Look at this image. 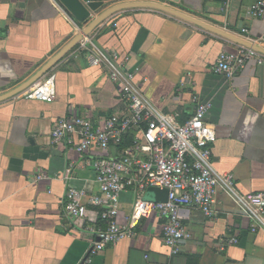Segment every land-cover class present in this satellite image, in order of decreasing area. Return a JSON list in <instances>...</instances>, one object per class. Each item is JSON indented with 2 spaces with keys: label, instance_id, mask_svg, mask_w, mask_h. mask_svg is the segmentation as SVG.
<instances>
[{
  "label": "crops",
  "instance_id": "1",
  "mask_svg": "<svg viewBox=\"0 0 264 264\" xmlns=\"http://www.w3.org/2000/svg\"><path fill=\"white\" fill-rule=\"evenodd\" d=\"M205 1L213 4L209 13L184 12L244 39L264 37V17L249 15L258 0ZM83 28L59 0H0V94L26 81ZM85 41L129 58L134 82L162 115L184 122L196 101L210 103L205 121L217 136L214 169L232 174L240 197L264 192V63L248 61L227 79L213 68L239 45L159 12L120 11L50 70L56 89L51 104L21 94L0 102V264H264V229L252 232L253 223L221 189L213 218L194 208L180 212L191 239L177 255H169L156 216L142 219L133 237L91 255L88 226L103 224L102 209L88 207L92 222L71 218L66 192L70 186L84 190L83 203L98 196L94 163L133 154L139 134L128 132L106 152L79 154L73 144L53 142L51 131L60 119L84 118L95 128L128 113L124 84L112 82L104 67L87 64L80 46ZM133 177L121 194L122 224L136 197Z\"/></svg>",
  "mask_w": 264,
  "mask_h": 264
},
{
  "label": "built area",
  "instance_id": "2",
  "mask_svg": "<svg viewBox=\"0 0 264 264\" xmlns=\"http://www.w3.org/2000/svg\"><path fill=\"white\" fill-rule=\"evenodd\" d=\"M161 2L162 0H149ZM249 15L255 19L264 17V1L254 2ZM264 47V37L255 40ZM86 50V61L91 67H104L112 82H122L128 99V113L122 117L112 116L101 127H93L84 118L58 120L51 131L54 143L66 141L73 144L79 154L91 150L106 152L118 144L130 131L138 132L134 153L122 159L102 160L94 163V181L99 186V195L91 196L88 202L82 198L86 192L68 187L65 210L71 218L87 219L89 206L102 209L101 225L88 226L92 234L91 255L103 251L135 235L134 229L142 219L156 216L162 220L161 230L164 245L170 256L179 253L181 244L191 239V234L182 226L180 212L194 208L205 217L213 218V203L218 189L223 190L239 207L242 215L253 223L252 232L264 229V192L240 197L235 193L232 174L218 173L211 163V146L216 141L214 128L205 121L211 104L195 102L193 115L184 122L177 116L158 113L143 96L134 82V70L129 71L127 57L118 53H106L85 41L80 45ZM254 60L264 63V55L239 46L235 54L221 55L213 71L231 79L237 70ZM29 101L51 104L56 98L55 74L48 72L40 81L21 94ZM133 174L131 182L136 188V197L126 224L119 220L125 180ZM166 191L163 202L144 199L149 189ZM231 243L236 240L231 239ZM147 258V256H145Z\"/></svg>",
  "mask_w": 264,
  "mask_h": 264
},
{
  "label": "water",
  "instance_id": "3",
  "mask_svg": "<svg viewBox=\"0 0 264 264\" xmlns=\"http://www.w3.org/2000/svg\"><path fill=\"white\" fill-rule=\"evenodd\" d=\"M73 18L84 25V28L72 40H70L61 50L47 60L32 76L19 84L12 90L0 94V102L16 97L38 81H40L50 70L85 37L90 35L99 25L114 14L125 10H150L165 14L177 20L192 24L203 30L211 32L239 46L252 49L264 55V47L260 46L253 39H244L235 34L202 22L188 14L192 12H210L213 5L205 0H162L160 3L149 0H59ZM112 4L108 8L104 7ZM104 9V10H103ZM185 10V12H184ZM96 15V16H95ZM144 199L152 202H163L166 199V191L156 188L149 189Z\"/></svg>",
  "mask_w": 264,
  "mask_h": 264
}]
</instances>
